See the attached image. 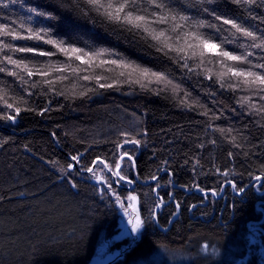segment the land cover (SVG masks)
I'll list each match as a JSON object with an SVG mask.
<instances>
[{
  "label": "trees",
  "instance_id": "16d2710c",
  "mask_svg": "<svg viewBox=\"0 0 264 264\" xmlns=\"http://www.w3.org/2000/svg\"><path fill=\"white\" fill-rule=\"evenodd\" d=\"M6 2L7 8L0 7V23H13L17 30L21 23L25 28L51 26L54 36L79 47L115 50L165 72L180 87L177 92L170 86L155 94L139 85L99 88L95 81L69 76L49 91L48 85L31 88L0 73V90L22 109L15 122L5 120L3 116L15 114L14 109L0 102V264H90L100 241L119 233L121 216L115 196L105 184L94 185V176L83 169L92 167L97 157L112 163L118 158L117 144L133 137L141 145L127 144L124 150L135 155L136 168L124 167V172L134 179V188L126 192L114 183L113 188L122 203L127 194L137 196L145 229L138 240L112 244V250L122 254L110 264H165L177 259L184 264H264V117L238 103L251 93L221 88L214 78L188 72L157 52L150 41L95 13L88 17L79 13L72 0H64L66 7L56 8V19L50 21H42L30 9L40 6L51 11L57 0ZM173 4L195 20L219 25L203 11L215 9L264 36V8L249 10L228 0H173ZM201 30L218 39L230 35L208 27ZM14 43L55 51L43 42ZM237 43L250 42L238 38ZM226 47L243 51L234 44ZM250 50L256 54L250 58L254 61L264 55L259 49ZM16 56L29 61L65 59ZM185 92L191 107L181 103ZM252 102L259 100L253 97ZM72 155H79L81 162L69 174ZM96 170L111 180L103 165H96ZM152 175L159 180L152 181ZM257 175L260 181L255 180ZM226 181L234 182L237 190ZM157 183L160 187L153 191ZM241 187L244 191L238 193ZM212 189L223 190L212 196ZM173 190V202L161 205L154 224L159 198L167 201ZM177 203L182 215L170 225L172 216L158 215L174 214Z\"/></svg>",
  "mask_w": 264,
  "mask_h": 264
},
{
  "label": "snow or ice",
  "instance_id": "6c2138e0",
  "mask_svg": "<svg viewBox=\"0 0 264 264\" xmlns=\"http://www.w3.org/2000/svg\"><path fill=\"white\" fill-rule=\"evenodd\" d=\"M228 2L249 10L251 6L264 8V0H228ZM11 3H15V0H11ZM72 3L74 9L86 17L95 13L96 16L107 22L150 41L151 47L155 48L157 52L179 63L181 68L187 69L188 72L202 74L205 79L209 80L214 78L221 88L251 93V95L241 96L238 103L241 107L246 105L251 112L264 117V62H262L264 55L255 61L250 59L256 55L250 49H259L264 53V36L258 35L250 27L238 23L234 18L220 15L215 9L204 8L205 13H209L216 21L220 22L219 25L206 24L203 20H195L185 11L177 10L173 0H72ZM8 6L6 0H0V7L7 8ZM51 7L53 10L49 11L47 7L36 6L32 7L30 12L42 21H50L56 19L55 9H63L66 5L64 0H57V3ZM224 25L229 27L224 28ZM205 27L213 29L216 33L228 32L230 35L218 39L201 30ZM19 28L20 30H17L13 23H0V73L14 77L22 84H29L31 88H37L43 84L49 86V91H53L56 82L73 76L83 81H95L99 88L119 89L121 85L128 84L139 85L142 90H151L155 94H159L160 91L166 90L170 86L173 92L179 90L180 86L173 84L165 72L155 71L131 61L115 50L93 48L87 44L85 47H79L75 42L54 36L53 27L48 25L35 28L29 25L25 28V25L21 23ZM238 38L250 43L238 44ZM22 40L43 42L51 45L55 51L14 43ZM228 44H234L236 48L243 49V51L229 50L226 47ZM17 53L49 58L62 55L65 59L62 61L51 59L29 61L26 58L17 57ZM54 73L57 75L54 76ZM81 73L86 74L80 75ZM34 75L39 76L40 80L33 81L31 78ZM153 85L156 87H152ZM80 94L84 95L85 93L81 92ZM29 95H31L30 92ZM187 97L188 93L185 92V99L181 103L191 107L187 102ZM253 97H257L259 103L252 102ZM0 102L7 109H14L15 113L13 115L5 114L3 119L15 122L22 109L14 107V103L9 102L6 93L2 90H0ZM44 111H48V109L45 108ZM39 114L43 115V112ZM204 115H208V113L205 112ZM121 135L129 137L130 133L123 132ZM233 139L235 138L233 137ZM127 144L139 147L141 141L134 137L125 139L122 143L117 144L118 158L112 163L97 157L93 161L92 167L83 169V171L92 174L97 182L105 184L107 192L115 196L116 203L122 208H124V204L113 188V181L105 175L98 174L96 165H103V169H106L111 177L115 178V183L123 181L133 184L134 179L129 178L124 172V167L136 168L135 155L124 150V146ZM229 155L231 156V153ZM70 159L74 163L67 165L69 174L80 164L81 157L72 155ZM165 171L168 170L165 169ZM223 175L227 176L228 173L225 172ZM150 178L152 181L159 180L156 175H152ZM254 178L257 181L262 179L260 175ZM68 182L73 188L77 186L70 179ZM226 182L231 184L234 190H237V185L234 182ZM159 187L160 185L157 183L153 191H157ZM196 187L205 196L208 195L204 188L198 185ZM222 190L212 189L209 191L212 196H216L218 191ZM243 191L242 187L238 189V193ZM103 192L104 189H101L102 194ZM127 199L130 201L128 207L132 208L133 215H129L127 208H125V215L129 216L128 224L131 226V234L136 235L144 227V221L136 212L134 202L137 201V196L129 195ZM163 203V197H160L156 207L159 208ZM176 206L179 208V203ZM208 248V244L203 246L205 251Z\"/></svg>",
  "mask_w": 264,
  "mask_h": 264
},
{
  "label": "rangeland",
  "instance_id": "374dc122",
  "mask_svg": "<svg viewBox=\"0 0 264 264\" xmlns=\"http://www.w3.org/2000/svg\"><path fill=\"white\" fill-rule=\"evenodd\" d=\"M97 172H98V174H101L102 175V172L100 170H98ZM112 179L113 178L111 177V180ZM112 181H113V183L116 186H120V187L123 186L125 188L126 187L127 188L129 187V185L126 182L121 181V182H119L117 184V183H115V179H113ZM125 184H127V185L124 186ZM129 195L130 194H127L125 196L124 201H123L124 208H122L119 205V215L120 216H122V213L121 212H122V210H125V208H127L128 211H129V209H132V208L128 207L130 201H128L127 198H128ZM134 203H135V208H136V212H137V201H135ZM126 217H128V216H126ZM141 219L143 220L142 216H141ZM126 222H128V221L125 220L123 223H120L119 233L116 236L113 237L114 239H112V240H104L103 239L102 241H100V243H99V245H98V247L96 249L95 256L92 259V261L90 262V264H106L107 262H109L116 255V251H113L112 250V244H114L115 242H120L123 239L129 240V241H132V240L135 241V240H138L141 237V234L143 232V228L136 235L130 234L128 232V229H131V226L128 223H126ZM119 254H122V252H120ZM117 256H119V255H116L115 257H117ZM171 263L172 264H184V260L177 259L176 261H173V262L167 261L165 264H171Z\"/></svg>",
  "mask_w": 264,
  "mask_h": 264
},
{
  "label": "flooded vegetation",
  "instance_id": "af4514ba",
  "mask_svg": "<svg viewBox=\"0 0 264 264\" xmlns=\"http://www.w3.org/2000/svg\"><path fill=\"white\" fill-rule=\"evenodd\" d=\"M127 184H125L124 186H126ZM129 185V184H128ZM120 187V186H119ZM125 187H120V189H122L123 191H128V190H126V189H124ZM127 188V187H126ZM133 188H134V185H133ZM132 188V189H133ZM131 189V190H132ZM130 191V190H129ZM174 195H175V191L173 190V191H170L169 192V194L167 195V201H164V203H167L166 205H163V206H168L169 204L171 205V203L173 202V201H171L172 200V197H174ZM170 202V203H169ZM169 203V204H168ZM161 209V206L158 208V210L154 213V218H153V222H154V224L156 223V217H157V215H156V213L159 211ZM122 216H121V219H120V223H123L125 220L126 221H128V219H129V216L128 217H126V215H125V210H122ZM128 213H129V215H133V213H132V209H129V211H128ZM137 213H139L140 214V216H143L142 214H141V212H140V210H139V207H138V199H137ZM182 214H181V212H180V210H179V208H177L176 207V210H175V213L174 214H169L168 215V213H165L164 211H162V212H160L159 213V217H163V216H172V218H169L170 220H169V223L168 224H170L171 225V223H173L175 220H176V218H177V216H181ZM156 218V219H155ZM155 219V220H154ZM126 223H128V222H126ZM125 223V224H126ZM145 229V227H143V230ZM131 229H128V232L131 234V231H130ZM115 255V254H114ZM116 255H121V254H119V252L118 251H116ZM115 255V256H116ZM114 256V257H115ZM113 257V258H114ZM112 258V257H111ZM110 258V259H111ZM112 258V259H113ZM111 259V260H112ZM115 260V259H114ZM113 260V261H114Z\"/></svg>",
  "mask_w": 264,
  "mask_h": 264
},
{
  "label": "water",
  "instance_id": "95a60500",
  "mask_svg": "<svg viewBox=\"0 0 264 264\" xmlns=\"http://www.w3.org/2000/svg\"><path fill=\"white\" fill-rule=\"evenodd\" d=\"M74 163V162H73ZM113 178V177H112ZM113 179H115V178H113ZM112 179V180H113ZM92 183L94 184V185H98L99 184V182H97V180L94 178V179H92ZM119 187V186H118ZM120 188V187H119ZM133 188V184H129V187L128 188H124V189H126V190H131ZM158 209V208H157ZM114 259H116V257H114L112 260H110L109 262H107L106 264H110Z\"/></svg>",
  "mask_w": 264,
  "mask_h": 264
},
{
  "label": "bare ground",
  "instance_id": "6f19581e",
  "mask_svg": "<svg viewBox=\"0 0 264 264\" xmlns=\"http://www.w3.org/2000/svg\"><path fill=\"white\" fill-rule=\"evenodd\" d=\"M218 249L220 250V248H218ZM214 252H215V251H214ZM223 252H224V250H223ZM220 253H221V251H220ZM225 253H226V252H225ZM226 256H227V255H226ZM218 257H220V258H221V256H220V255H219ZM223 257H224V256H223ZM223 257H222V260H224V259H223ZM227 257H228V256H227ZM244 257H245V256H244ZM220 258H219V259H220ZM225 258H226V257H225ZM226 259H227V258H226ZM245 259H246V258H245ZM220 260H221V259H220ZM220 260H219V261H220ZM173 261H174V260H173ZM173 261H171V262H173ZM225 261H226V260H225ZM225 261H224V262H225ZM226 262H227V261H226ZM221 263H222V262H221ZM171 264H172V263H171Z\"/></svg>",
  "mask_w": 264,
  "mask_h": 264
}]
</instances>
